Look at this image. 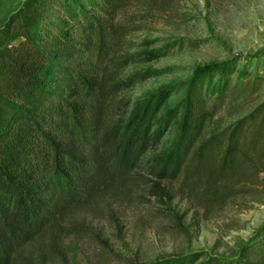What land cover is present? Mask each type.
<instances>
[{"label":"trees","instance_id":"16d2710c","mask_svg":"<svg viewBox=\"0 0 264 264\" xmlns=\"http://www.w3.org/2000/svg\"><path fill=\"white\" fill-rule=\"evenodd\" d=\"M130 1L24 0L0 25V264H12L72 209L135 173L148 176L163 199L160 182L179 180L182 193L201 204L231 197L234 183L264 187V103L223 129L214 119L259 89L264 53L240 68L234 61L197 67L173 108L165 107L164 90L149 91L126 120L109 121L116 87L154 73L103 83L118 32L113 17ZM155 53L144 52L140 62ZM164 129L173 130L165 142ZM149 264H264V223L229 257L190 253Z\"/></svg>","mask_w":264,"mask_h":264},{"label":"rangeland","instance_id":"374dc122","mask_svg":"<svg viewBox=\"0 0 264 264\" xmlns=\"http://www.w3.org/2000/svg\"><path fill=\"white\" fill-rule=\"evenodd\" d=\"M23 1L0 0V25ZM113 23L118 32L103 83L113 87L145 70L154 73L110 93L112 122L126 120L149 91L164 90L165 107L173 108L197 67L234 61L240 68L246 57L264 53V0H132L115 12ZM146 51L160 57L140 62ZM258 61L259 89L224 105L214 117L219 128L264 103V56ZM171 135L172 129H164L162 141ZM160 149H149L145 159ZM147 179L135 173L114 180L72 209L62 226L46 229L20 248L12 264H149L190 253L229 257L264 223V187L255 182L234 183L231 197L201 204L182 193L179 180L160 182L168 194L163 199Z\"/></svg>","mask_w":264,"mask_h":264}]
</instances>
